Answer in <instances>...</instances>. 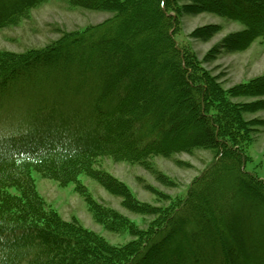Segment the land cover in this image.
Returning a JSON list of instances; mask_svg holds the SVG:
<instances>
[{"label": "trees", "instance_id": "obj_1", "mask_svg": "<svg viewBox=\"0 0 264 264\" xmlns=\"http://www.w3.org/2000/svg\"><path fill=\"white\" fill-rule=\"evenodd\" d=\"M45 1L0 0V29ZM185 1L191 4L186 9L197 12L200 7L242 23L247 17L264 21L263 9L246 0H222L221 8ZM68 2L112 16L65 33L43 50L0 56L2 127L12 78L30 79L42 67L40 80L49 73L63 79L74 69L85 79L84 87L65 91L80 98L69 110L30 101L18 109L21 116L11 130L0 132V264H264V183L244 169L251 128L239 115L246 105L232 103L241 93L216 85L195 55L176 44L181 8L169 0ZM250 23L247 37L254 30ZM241 89L255 93L251 83ZM192 148L215 149L217 162L185 200L136 209L152 217L146 228L108 211L97 213L103 222L108 218L107 228L133 237L123 247L48 211L30 173L34 168L67 184L90 173L99 157L142 164ZM10 188L19 196L8 194Z\"/></svg>", "mask_w": 264, "mask_h": 264}, {"label": "rangeland", "instance_id": "obj_2", "mask_svg": "<svg viewBox=\"0 0 264 264\" xmlns=\"http://www.w3.org/2000/svg\"><path fill=\"white\" fill-rule=\"evenodd\" d=\"M169 1L175 10L176 6L181 8L177 16L176 44L195 55L194 60L202 64L203 69L216 80V85L234 94L241 93L231 98V102L246 105L239 118L249 123L251 128L250 134L247 133L250 143L245 152L248 158L244 169L264 183V35L259 33V29L256 30H264V21L247 17V22L242 23L217 13L203 12L200 7L198 12L193 8L186 9L191 5L189 1ZM204 1L222 7V0ZM246 1L264 12V0ZM2 6L7 8L6 4ZM169 15L174 16L175 13L171 11ZM111 16L106 12L73 6L68 0H47L0 29V56L18 57L43 50L52 44L56 45L65 33L98 26ZM250 22L254 23V30L247 37L244 32ZM214 27L218 28L216 34H213L216 30ZM40 71H31L30 79L14 77L10 80L12 88L6 94L9 99L5 98L3 104L7 107L10 105V108L6 109V115L2 117L1 133L11 130L9 128L21 116L18 109H26L30 101L44 102L50 108L58 105L66 111L79 103V97L65 95V91L85 85V79L76 76L75 69L70 70L71 75L66 74L63 78L71 84L69 87L66 81L58 79L54 73L47 74L45 79H38L43 72L42 67ZM250 83L256 90L254 95H246L242 89L240 92L242 85ZM217 160L215 149L192 148L188 152L166 157H150L142 164L111 156L99 157L90 173H82L76 182L67 184L47 178L34 168H31L30 173L36 193L48 211L54 212L67 223L80 225L110 246L123 247L133 237L125 230H110L106 227L108 218L103 222V216L97 213L108 211L114 216L130 220L140 229L146 228L152 217L141 215L136 209H140V206L171 207L185 200L194 183ZM7 193L19 196L15 188L8 189Z\"/></svg>", "mask_w": 264, "mask_h": 264}]
</instances>
